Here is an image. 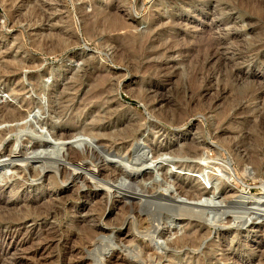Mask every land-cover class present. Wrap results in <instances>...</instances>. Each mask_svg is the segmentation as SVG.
Listing matches in <instances>:
<instances>
[{"label": "rangeland", "instance_id": "1", "mask_svg": "<svg viewBox=\"0 0 264 264\" xmlns=\"http://www.w3.org/2000/svg\"><path fill=\"white\" fill-rule=\"evenodd\" d=\"M109 1L0 0V130L18 128L26 120L37 123L36 129L46 131L47 141L60 143L62 152L55 159L65 162L63 164L76 178L63 182L59 170L49 167L52 164L47 162L51 157L48 152L35 156L30 162L25 161V164L16 161L17 158L10 155V149L18 148L19 151L27 146L26 134L29 132L19 136L12 132L5 136V141L0 143V229L7 226L5 216L24 215L21 207L26 200H35L38 204L51 202L60 210L52 217L26 216L21 221L22 231L18 238L23 243L11 251L0 247V264H37L38 261L39 264H200L201 261L205 264H264V205H257L258 198L262 197L264 201V129L257 117L264 112V88L259 89L258 99L240 101H235L237 90L234 89L244 88L251 81H264V52L260 56L255 53L243 56L239 51L240 43L250 47L262 38L259 33L264 31V0H112V5ZM95 4L107 14L120 16L121 13L123 17L119 18L126 20L128 26L91 37L85 31L82 16L85 13L92 15ZM35 6L39 10L37 17L32 15ZM148 32L154 43H149L143 53L133 55L131 50L125 51L127 37L136 39ZM226 34L235 38L224 43L221 49L224 58L209 57L204 51V41L210 36L225 38ZM50 35L61 38L64 42L61 41V45L65 47L49 52ZM134 46L137 47L136 43ZM160 63H167L165 68L172 71L177 70L178 76L173 81H157L161 73L156 66ZM238 69L240 77L230 78L229 75ZM194 75L199 84L208 86L207 92L191 94L189 88ZM102 78L106 80L103 84L105 93L92 100V104L96 101L119 104L139 122L142 135L134 140L131 150L138 149L134 152L138 155L145 149L146 158L150 159L146 168L136 172L140 174L138 180L142 179L145 192L129 178L124 187H114L110 192L100 183L107 175L114 178L115 169L122 165L129 164L130 168H126L130 171H133L132 166L137 167L122 160L127 158V152L118 137L111 136L117 143H108L106 147L114 154L106 156L103 162L84 165L75 173L74 167L66 162L71 148L80 152L86 148L100 149L97 142L108 139L96 138L85 131L93 125L95 117L102 115L104 106L86 107L82 115H78L76 108H68L71 104L82 106L83 100L99 86ZM222 88L226 90L222 91ZM157 89L166 90L172 98V105L168 104L167 110L184 111L185 119L179 125L163 122L156 116L159 111ZM143 90L149 94L148 101L137 97ZM191 96L194 97L191 99ZM161 107L165 108V105ZM10 109L27 115L23 119L6 121L1 111L6 113ZM65 132L70 137L76 133L82 136L69 139L54 136ZM187 140L195 141L204 156L177 154ZM241 140L261 151L260 173L250 163L240 164L233 156V148L225 147L232 141L230 145L235 144L234 148L245 156L247 153L236 143ZM158 152H161L159 156ZM19 155L18 158L27 157ZM5 157L8 160L3 161ZM95 167L101 172L106 171L101 180L91 178ZM35 169H40L39 175L34 176L31 172ZM51 173L57 176L58 185L49 181ZM180 183L198 194L194 200L182 195L181 200L196 203L195 210L206 211V214L190 219L176 216L168 224L153 220L154 227L160 232V241L155 243L156 256H141L135 247L148 240L149 231L144 228L139 230L140 234L134 226L128 231L129 221L135 219L133 213L124 209L130 205L129 200L123 198L127 193L124 190L140 194V201L137 199L132 203L139 204L142 216L150 214L153 218L163 205L178 203ZM61 189L67 192L62 194V200L59 199ZM200 192L207 195L199 200ZM94 218L97 227L103 228L104 232L92 245L85 242L89 238L84 226ZM75 220L82 222L80 227L73 224ZM40 225L49 229L52 238L48 240L51 243L46 240L50 245L45 252L42 249L45 244L42 247L38 237L24 233L25 229L36 233ZM196 231L204 235L196 246L174 245L177 239ZM115 233L123 240L121 245L113 241ZM103 243L111 246L101 247ZM63 246L69 249L64 251ZM37 250L39 254L34 256ZM104 254H112L106 263Z\"/></svg>", "mask_w": 264, "mask_h": 264}, {"label": "bare ground", "instance_id": "2", "mask_svg": "<svg viewBox=\"0 0 264 264\" xmlns=\"http://www.w3.org/2000/svg\"><path fill=\"white\" fill-rule=\"evenodd\" d=\"M108 4L112 5L114 3L111 0V1L108 2ZM97 5L96 4H95V6L93 5V13H92V15L94 17L91 14H87V13L83 14V16H82L83 19H84L85 31L91 37H95V36L99 35L102 32H116V31L122 30V29H124L125 27L128 26L126 24V22H125L126 20L124 21V20L119 18L121 16V13H120V16H117L116 13L115 14H111V13L107 14L104 11L101 10L100 6H97ZM79 8H80V10H82V6L79 7ZM259 12H258V14H259ZM33 14H34L35 17H37V15L39 14V10L36 8V6H35V8L32 11V15ZM91 17H93V19H95V21L92 20ZM121 17H123V16H121ZM47 19L48 18H46V20ZM30 21H31V19H30ZM251 28H253V27H251ZM54 36L55 35H50V39L47 42V44L49 45V48H48L49 52L54 51V50L57 51L59 49V47H63L64 46V45H61L62 44L61 43L62 39L54 37ZM228 36L229 35L226 34L225 38L218 37V36L217 37L216 36L215 37H211L210 36L209 38H207V40L204 41L205 43L203 42L204 45H205L204 46V51L206 50V53L208 52L207 55L209 57H215V58H218V59H220V58L223 59L224 57H223V52L221 51V49L224 47V43H228V40H230L232 37H233L232 39L235 38L234 36H229V37ZM259 36H262V38L258 39V41L257 40L254 41L250 45V47H245L244 44H241V43L239 44V51H241V54L243 56L248 55V54H254V53L257 56H260L262 54V52H264V38H263L264 37V31H262L261 34L259 33ZM152 37L153 36H151L149 32L147 34H145L144 36L140 37V38L137 37L136 39H134L132 37H127L125 39V42H124V44L126 45L124 47L125 51H127V50L130 51L131 50L133 55H137L140 52L143 53L149 43H154ZM134 43H136L137 47L134 46ZM44 45H46V44H44ZM200 50L201 51L203 50V44H202ZM125 51H123V52H125ZM167 65H168L167 63L157 64L156 67L159 68L158 70H160V73H161V75H159V78H158L157 81H164V82L165 81H173V79L176 76H178L177 70L176 71H172L171 69L165 68V66H167ZM201 70H202V68H201ZM240 73H241L240 69H238L235 73L230 74L229 77L233 78V76H235L234 78H238ZM105 81L106 80L103 79V78H102L101 81H99V86L97 88L91 90L90 95L86 99L83 100V105L82 106H78L77 107L76 105L71 104L70 106H68V108H74V110L76 108V111L78 112V115H82V111L86 107H89V109H90L91 107H97V106H101V105L104 106V111L102 112V115L100 117L99 116L95 117V119H93V125H91L90 127H86L85 131H86V134H89V135L92 134L96 138H98V137L102 138V136H103V137H108V139H106V140L103 139V140H100V141L97 142V143H99L98 146H99L100 149L86 148L85 151L80 152V151L75 150L73 148L70 149V147H69V149H70L69 150V155L67 156V158H65L66 162L74 167V170H73L74 173L76 172V170H78L80 168H83L84 165H90V164L93 165L95 163L103 162L105 160L106 156H110V155L114 154L113 152L108 150L107 147H106L108 145V143H112V144L117 143L116 141L112 140L113 138L111 136L118 137L119 140L121 141V144L125 147L126 152H127V158H123L122 160L123 161H127V162H131L132 165L137 166V167H134V168H137V169H134L133 166H132L131 169L133 171H130V169L126 168L127 166L129 167L130 165L126 163L127 164L126 166L122 165V166H120L121 168H116L115 169V171L117 173L116 174L117 176L115 175L114 178L113 177L111 178V177H109L107 175V176H105L106 178L104 177V179H102L101 176L102 175L103 176L106 175V171L105 172H101L98 169V167L97 168L95 167V170H93V172H91V178L92 179H100V180L102 179V181L99 180L101 185L105 186L109 192L114 187H117V188H120L118 186H121V187L123 186L124 187L126 182H127V178H129V179L132 180L133 183L137 184L138 187H140L143 192H145L146 191L145 190V186L140 182L142 179L138 180L140 174L138 175L136 172H138V170L141 171V169L146 168L150 159H148V156L146 158L147 152H146L145 149L144 150L143 149L140 150L138 152V155H134V154H136L134 152H136L138 149L131 150L134 140L139 138L142 135L141 132H140V125L138 124L139 122L137 121L136 118L134 119L131 115H129L127 108L122 107L119 104H111L110 102H107L105 104H101V101H96V102H94L92 104V102H93L92 100L99 99L100 97H102V94L105 93V89L103 88V84L105 83ZM77 83H79V81H77ZM191 83H192V87L189 88L191 94L200 95V94H202L204 92H207V87L208 86H206V85L203 86L202 84H199L197 76L194 75L192 77ZM260 88H264V81H260V83H258V82L255 83L254 81H251V83L248 84L247 86H245L244 88H242V87L241 88H234L235 90H237L236 93H235V101H240V99L243 100V99H246V98L250 99V100L251 99H258L260 97L259 96L260 95L259 94V89ZM221 90L225 91L226 89L224 90V88H222ZM165 91L166 90H164V89H157L155 91L156 95L159 97V100H158V103H157L159 105V111H158L156 116L160 120H162L163 122H167V123L173 124V125H179L183 121V119H185V118H183L184 111H180L178 108H175V109H172V110L170 109V111L166 109L167 108L166 106L168 104L172 103V98L169 96L170 94H168L167 92L165 93ZM148 95L149 94L146 95V91L143 90L142 95L141 94L137 95V97L141 98L143 101L144 100L148 101L147 100ZM156 95H155V97H156ZM192 97H194V96H191V99H192ZM64 101H65V99H64ZM163 104L165 105V108L161 107ZM238 105H240V103ZM1 110H4V109H1ZM5 110H6V108H5ZM2 112H3L2 118L4 120H6V121H10V120L12 121V120H16L18 118H20V119L22 118L23 119L27 115V114H23L22 112L16 111L14 109H10L8 112L5 111L6 113H4V111H1V113ZM257 117L259 118V125L261 126V128L264 129V112L261 113L260 115L257 114ZM22 124L23 125L19 126L18 128L14 127V128L9 129V130H6V129L0 130V143H3V141H5L4 140V139H6L5 136L8 133L16 132L17 135L19 136V135H21L24 132H29V134H26L27 135V142H26L27 146L22 147L23 149L20 148L19 151H18V148H15L16 150H14V148L12 147V149H10V155H13V157L17 158V159L14 158L16 161L20 160V161H22L25 164V161H27V162L29 161L30 162V160L32 158H34L35 156H37V155L39 156L43 152H48V154L51 155V157H49V161H47V162L52 164L51 166L49 165V167H53V168L59 170L62 181L66 182L69 179H72L73 181H75L76 178L72 175V171L70 169H68L66 164H63L65 162H63V160H62L61 162H63V163H60L57 159H55V157L58 156L62 152V147H61V145H59L60 143H58L56 141L57 143H54V144L52 143L51 144L49 141H47L46 138H45V136L47 135L46 131H44V129H41V130L36 129L37 126L35 124H37V123L34 124L32 122H27V120H26ZM50 128H51V125H50ZM112 128L115 129L114 132L112 131ZM261 128H259V129H261ZM78 135H81V134L76 133L74 136H71V137H70V135L67 132H65L63 134H56V133L54 134L56 139H69V138L77 137ZM110 137H111V139H110ZM246 139H249V138L246 137ZM19 140H17V142ZM110 140H112V142H110ZM191 141L190 142L188 140L185 141L184 142V144H185L184 147L182 149H180L179 151L177 150V154H179V155L183 154V155H187V156L190 155V156H194V157H198V158L203 157L204 155L200 151L199 145L197 143H195V141H192V142ZM230 143H232V141L228 142V144L225 145V147L227 146V147L233 148L232 152H234L233 153L234 158H236V160L242 165L245 164V163L252 164L255 167L256 171L260 173L261 167L263 165V159L261 158L262 153H260L261 151H257L255 146L251 147L250 144L248 145L245 140L236 141V143H238L243 148L245 153H247V155H245V156L244 155H240V153L234 148L235 144H234V146H231ZM15 145H16V143H15ZM129 146H130V148H128ZM18 147H19V145H18ZM48 147L50 149H48ZM47 150H49V151H47ZM19 153H21V156L27 155V157L18 158L20 156ZM160 154H161V152H158L157 156H159ZM6 158L7 157H5V159L3 161L8 160ZM84 161H89V163L85 164ZM23 163L21 165L19 164V166L21 167L23 165ZM0 164H1V162H0ZM39 170L40 169H35V170H32L31 172L34 174V176H36V175L40 174ZM201 170H203V169H201ZM51 174L49 175V176H51L49 178V181H51L52 185L53 184L54 185H58L57 176L55 174H52V175ZM3 175L5 176L6 174L3 173ZM71 175H72V177H71ZM0 176L2 177V175H0ZM149 177H153V175L149 174ZM108 180L114 182V184L116 186L112 185ZM179 187H180V191L177 194V198L178 199L176 198L178 203L176 205H174V206H172V205L171 206L163 205L161 210L159 212H157V214H155V216H153L154 219L152 217H150L151 216L150 214L146 215L145 217L142 216V214H141L142 211L139 209L140 207H138L139 204L136 203V202H135L136 204L132 203V201H136L137 199H138V201H140V196H139L140 194H138L137 192H134V191H128V190L122 189V190L127 192V193L123 194V198L128 199L129 202H130L129 203L130 205L125 206L124 209L128 213H133L134 214V219H135V220L129 221V223H128L129 224L128 231H130L132 229V226H134L135 229L134 228L133 229L137 230L138 232H139V230L144 229V228L149 231V234L147 233L148 236H147V234H144V236L146 235L148 237V240L147 239L143 240L142 242H140L135 247V251L137 250L138 254H140L141 256L142 255H147L149 257H152V256H154L156 254L154 249H155V245L158 243V240H159L158 238L160 237V232L158 231L159 229H157V227H154L153 220H158V221L161 222V224L162 223L163 224H168V223L174 221L176 216L188 217L190 219V217L191 218L192 217L201 218V217H203L206 214V211H203V210L196 211L195 210V207H197L196 203H186V202H183L184 201L183 199H182L183 201L181 200L182 195H185V194L188 195L189 196L188 198H190L191 200L196 199V197H198V196H196L197 193L196 194L194 193L195 190L192 189V188L189 189V188L185 187V185H183L182 183L179 184ZM65 193H67L66 190L61 189L60 190V194H59L60 195L59 199L62 200L63 199V195L62 194H65ZM200 194H201V192H200ZM206 195H207L206 193H202L201 195H199L200 197L198 199L200 200L202 197L205 198ZM148 197L150 198L151 196H148ZM55 203H59V201L58 202L56 201ZM242 203L244 204L245 202H242ZM257 205L260 206V207L264 205V201L262 200V197L258 198ZM60 206H62V205H60ZM47 207H50V208H47ZM100 207L102 208V205ZM30 208L36 209V212L33 211V209H30ZM59 210L60 209H59L58 205H56V204H52L51 205V202L47 203V201H46V202H44L42 204H38L35 200H26L24 205L21 207V211L24 214V215L23 214H21V215H23V216H20L19 214L17 215V214H13L12 213V214H10L12 216L9 215L8 217H6V216L4 217L5 219H8V220H7V226H5V228H3V229H0V247H2L4 250L6 249V251L7 250L11 251L12 249H15V248L19 247V245H21L23 243L18 238H19V236L21 234V231H22V227H21L22 223H21V221L26 216H33L35 218L37 216H42V215H44V216L51 215V217H52V216H56V214H57V212H59ZM7 213H9V212L7 211ZM219 214L220 213H218L217 216H219ZM94 221H96L95 218L94 219H90V220L87 221V223L85 222L88 225L84 226L86 228V229L85 228L84 229H85V231L87 233V237L89 238V240H87L85 242L90 243L92 245H93V243H96L95 240L97 239L98 235L101 232H104V229L100 228V227H97V225H96V223ZM133 221H136V223H134ZM92 222H94V223H92ZM125 222H126V220L124 222H122L123 224H121V225H124ZM74 223H75V226H77V225L79 226L82 222L80 220L79 221L75 220L73 222V224ZM73 224H71V225H73ZM152 228H154V229H152ZM48 230L40 225V226H38V231L36 233H34L31 229H25L24 233L27 234V235H31V237H38L39 242H40L39 244H41L42 247H43V244H45V247L42 248L43 251L45 252V250L48 249L47 247L50 245L47 242H50L51 241L50 239H52V238H50V233H49L50 231H48ZM147 230H146V232H147ZM79 231H80V229H79ZM119 231L121 232L122 229H120ZM120 232H118V233H120ZM116 233H115L114 238H112V239H113V241H116L117 243L119 242L118 244L121 245L123 243V240L120 238L119 234H116ZM203 237H204V235H203V233H201V231H196L194 233H188V235L177 239L174 242L175 243L174 245L177 246V247H184L186 245H189V247L190 246H196L197 244L200 243V241L203 239ZM46 240H47V242H46ZM48 240H50V241H48ZM53 240H55V239H53ZM102 241L104 242V240H102ZM103 244H101V247H104V246H107V245L111 246V245H109L110 243L107 244V245L105 243H103ZM157 248H156V250H157ZM67 249H69L68 246H63V250L64 251L67 250ZM103 249L105 250L106 248H103ZM70 251H72V250H70ZM137 251H136V253H137ZM63 253H65V252H63ZM38 254H39V250L35 251L34 256H36ZM42 254H44V253H42ZM27 258H29V257L27 256ZM30 258H31V256H30ZM32 258L34 259L35 262H37L35 260V257H32ZM40 258H43L42 255H41ZM111 258H112V254L110 256L105 255L104 256V263H106V261L110 260ZM227 259H229V258H227ZM0 260H1V258H0ZM76 260H75V262H76ZM78 260H77V262H78ZM124 260L126 261V258H124ZM95 261H96V259H95ZM38 262H37V264H39ZM71 262H73V259L71 260ZM1 264H2V262H1ZM75 264H79V263H75ZM200 264H205V261H203V262L201 261Z\"/></svg>", "mask_w": 264, "mask_h": 264}]
</instances>
